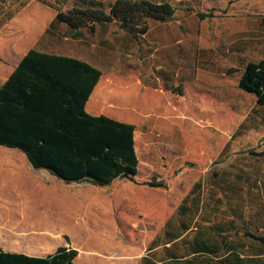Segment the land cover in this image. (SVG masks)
<instances>
[{"label": "rangeland", "instance_id": "374dc122", "mask_svg": "<svg viewBox=\"0 0 264 264\" xmlns=\"http://www.w3.org/2000/svg\"><path fill=\"white\" fill-rule=\"evenodd\" d=\"M86 1L67 0L63 8L75 3L86 4ZM89 1L106 7L113 0ZM155 1L170 2L175 8L174 15L168 21L149 19L148 31L137 37L118 21H111L98 24L94 32L81 28L80 37L73 38L72 31L61 23L46 32L38 46L86 59L103 70L116 73L129 91L136 89L144 109L152 115L171 109V99L175 97L173 109H177V117L161 118L158 124L163 131H168L170 142L177 140L182 145L185 159L182 166L168 171L162 178L167 184L169 210L200 179L204 200L202 217L216 222L234 219L233 231L228 233L230 237L245 229L264 235V107L255 104L253 94L238 89L233 75L225 83L219 79L210 82L194 79L200 65H240L239 55H248L246 59L260 55L264 41V27L260 24L264 0ZM54 13L52 7L30 0L0 27V35L4 40L23 37L28 31L47 24ZM131 65L149 70L154 65H176L189 77L181 96H176L161 87H134L136 73ZM147 120L151 127L157 119L149 117ZM175 124L182 128V134H173ZM162 146L158 152L168 159L159 158V161L172 163L170 150ZM0 156L26 159L19 150L2 147ZM30 167L26 170L30 174L29 181L39 180L42 189L39 196L29 197V200H39L43 209L51 206L53 215H61L66 195V225L91 221L89 216L93 210L87 196L91 184L65 183L45 169ZM10 176L7 171L0 174V205H31L32 201L26 202L23 197L28 185L18 184ZM50 189L52 192H47ZM43 211L40 210L39 215ZM133 228L127 231V258L132 260L139 254H148L147 247L156 233L148 224L138 223ZM243 241L264 252L263 244Z\"/></svg>", "mask_w": 264, "mask_h": 264}, {"label": "trees", "instance_id": "16d2710c", "mask_svg": "<svg viewBox=\"0 0 264 264\" xmlns=\"http://www.w3.org/2000/svg\"><path fill=\"white\" fill-rule=\"evenodd\" d=\"M29 1L0 3V27ZM39 1L55 10L46 32L62 23L73 38L80 37L81 28L94 32L98 24L111 21H118L137 37L148 31L149 19L168 21L175 11L170 2L155 0H113L106 7L87 0L65 8L67 0ZM261 22L264 24V16ZM101 73L75 57L29 49L0 86V145L18 148L33 168L45 169L65 183L108 186L124 177L136 181L135 126L85 110ZM238 87L253 94L255 104L264 107V55L245 63ZM172 91L183 93L182 86ZM142 183L167 186L156 175ZM201 188L200 179L193 183L138 264H264V252L243 241L264 245V235L245 229L230 237L234 219L216 222L202 217ZM76 255L75 248L65 246L47 256L0 247V264H76Z\"/></svg>", "mask_w": 264, "mask_h": 264}, {"label": "crops", "instance_id": "0c3cea01", "mask_svg": "<svg viewBox=\"0 0 264 264\" xmlns=\"http://www.w3.org/2000/svg\"><path fill=\"white\" fill-rule=\"evenodd\" d=\"M260 15V24L264 27L261 22L264 14ZM53 17L47 24L41 26L42 28L36 27L33 31H28L23 37L13 36L4 40V36L0 35V86L8 79L22 57L31 48L49 54L75 57L99 68L102 73L85 103V110L93 115L103 114L135 126V150L138 156L136 181L124 177L116 179L108 186H97L89 183L92 186L87 195L93 210L89 216L91 221H83L76 226L69 222L71 224L69 226L66 225L64 219L67 214V196L65 195L64 211L61 215H53L51 206L43 209L39 205V200L28 199L39 196V189L42 188L39 180L32 179L29 181L30 174L26 170L31 168V164L28 160V162L26 161L27 158L19 156L18 159H12L0 156V174L7 171L11 174L10 177L18 181V184L24 182L28 185L25 190L26 196L23 197L26 202L32 201L31 205L26 206L0 205V247L10 252L31 256H47L59 246H65L77 250V255L74 258L76 264H138L144 253L137 254L138 256L133 260L127 258L129 254L127 231L133 230L135 224H148L156 230L152 240L192 187L191 185L176 206L169 210L167 188L142 183L151 175L164 178L168 171L179 168L185 162L182 145L177 140L170 142L171 139L167 135L168 131H163L158 127L159 119L177 117V109H173L176 98L172 97L171 99V109L164 112L159 111L152 115L153 113L144 109V102L142 97L137 95L136 89L133 88L129 91L126 83L121 81L116 73L103 70L99 65H95L86 59L39 47L38 43L46 34V29ZM39 22L41 21L39 20ZM26 45L28 46L24 48ZM263 55L264 41L261 43L259 56L246 59L245 57L248 55H239L240 65H200L194 79L196 78L198 82H210L219 79L225 83L233 75L238 87V80L245 63L249 60H258ZM175 66L154 65L149 70L148 68H139L138 65H131V70L136 73L134 74L136 80L132 85L134 87H161L173 95L181 96V94L173 92L172 88L183 87L187 83L186 79L189 75L179 71ZM238 89L242 90L239 87ZM149 117L157 119L155 125L151 127L147 120ZM173 129V134L177 135L178 132L182 134V128L177 124ZM161 145L165 146L164 149L170 150L169 158L172 159V163L167 164L159 161V158L168 159V156H160L161 153L158 150L162 149L160 148ZM0 147L19 150L3 145ZM22 154L25 156L23 152ZM50 191L51 189L47 192ZM40 210H44L41 215H39ZM135 218L136 222L134 221ZM67 219L69 221L68 215Z\"/></svg>", "mask_w": 264, "mask_h": 264}]
</instances>
